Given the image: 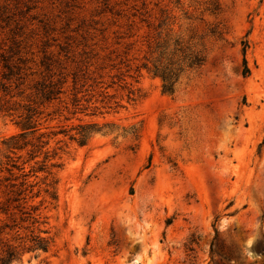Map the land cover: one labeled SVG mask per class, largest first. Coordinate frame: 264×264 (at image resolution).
Wrapping results in <instances>:
<instances>
[{
  "label": "rangeland",
  "instance_id": "obj_1",
  "mask_svg": "<svg viewBox=\"0 0 264 264\" xmlns=\"http://www.w3.org/2000/svg\"><path fill=\"white\" fill-rule=\"evenodd\" d=\"M2 56L0 264H264V0H0Z\"/></svg>",
  "mask_w": 264,
  "mask_h": 264
},
{
  "label": "trees",
  "instance_id": "obj_2",
  "mask_svg": "<svg viewBox=\"0 0 264 264\" xmlns=\"http://www.w3.org/2000/svg\"><path fill=\"white\" fill-rule=\"evenodd\" d=\"M176 45L179 46V43H177ZM178 50L181 51L182 49L179 47ZM182 56H183V59L188 62V67H190V68L199 67L203 63V60H204L203 57L200 56L198 53H192V52L185 53L184 52ZM0 58H1L0 60L2 62H4L3 68L8 70V71H11L13 66H11L8 63V59L4 58L3 56L0 57ZM154 74H158L161 77V79L163 81V92L168 93V94H172L173 90H174V83L176 82L175 81V78L177 76L176 73H174L172 70H168L167 68H164V69L159 71V69L155 67ZM3 79H5V77ZM0 88L2 89V92L6 91L5 84H3V83L0 84ZM46 95H47V99H49V96L52 95V92L51 91H47ZM2 100L3 99H1V97H0V112L7 113L11 109L6 107L5 103H3ZM21 128H22L23 131H27V130L33 128L32 116L31 115H26L24 117V121L21 124ZM18 137L19 138H24V133L20 134ZM14 139L15 138H10L8 140V142H7V145L14 146L15 145V143H13ZM11 146H7V147L14 148V147H11ZM216 234H217V232H216ZM36 246L38 248H41L42 250H45V247L42 246L41 241H37ZM12 257H13L12 253H8V255L6 257V260H4L2 262V264L9 263V261L12 259Z\"/></svg>",
  "mask_w": 264,
  "mask_h": 264
}]
</instances>
